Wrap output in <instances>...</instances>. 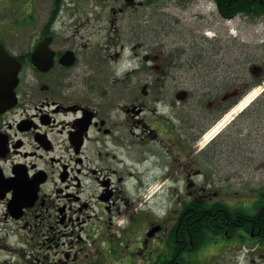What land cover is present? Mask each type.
Wrapping results in <instances>:
<instances>
[{
    "label": "flooded vegetation",
    "instance_id": "obj_1",
    "mask_svg": "<svg viewBox=\"0 0 264 264\" xmlns=\"http://www.w3.org/2000/svg\"><path fill=\"white\" fill-rule=\"evenodd\" d=\"M111 3L107 21L50 15L24 37L0 28V229L51 243L39 264H264L263 205L189 206L214 202L200 142L227 98L210 92L203 110L176 74L193 61L178 48L142 52L134 21L117 25L134 0ZM204 214L198 233L188 221Z\"/></svg>",
    "mask_w": 264,
    "mask_h": 264
},
{
    "label": "rangeland",
    "instance_id": "obj_2",
    "mask_svg": "<svg viewBox=\"0 0 264 264\" xmlns=\"http://www.w3.org/2000/svg\"><path fill=\"white\" fill-rule=\"evenodd\" d=\"M52 1L0 0V28L21 33L24 37L45 23L52 10ZM76 1L77 7L66 4L61 7L59 20L67 21L70 15L75 14L97 15L107 21L111 15L109 7L112 0H106L102 8L85 0ZM208 5L203 0H134V9H128L117 21L123 32L128 18L134 21V45L141 43L144 47L142 52L159 46L164 50L178 48L184 52L182 61H193V67L185 66L176 74L185 80L183 83L186 85L181 89L206 100L202 104L203 110H207V102L211 100L206 98L210 92L219 102L227 96L226 101L218 103V106H226L238 97L252 76H260L264 63V18L252 20L238 15L231 20H223L215 11L211 13ZM254 67L256 70L252 73ZM135 85L134 98L141 95L140 83L138 87ZM261 87L254 90L257 92ZM252 107H249L250 111L254 110ZM249 110L234 115L212 142L205 144V140H201L200 143L209 153V156L201 157L205 163L202 169L214 170L218 176L217 182L204 186L208 187L212 201H222L230 208L254 209L258 190L264 187V115ZM229 111L213 122L204 135ZM155 185L148 186L146 195L156 189ZM170 201L173 206L176 199L172 197ZM258 206L260 203L255 208ZM141 216H144L143 212ZM139 232L142 234L144 231L140 229ZM32 236L33 232L28 230L0 229V264H39L37 260L42 256H51L55 250L49 248L51 243L41 246L42 239L35 237L32 240Z\"/></svg>",
    "mask_w": 264,
    "mask_h": 264
},
{
    "label": "trees",
    "instance_id": "obj_3",
    "mask_svg": "<svg viewBox=\"0 0 264 264\" xmlns=\"http://www.w3.org/2000/svg\"><path fill=\"white\" fill-rule=\"evenodd\" d=\"M58 5L56 6L57 8L53 12V16L58 14V11L60 9L59 5L62 0H57ZM217 4L219 14L223 18H232L236 14H242L245 16H248L249 19H256L258 17H263L264 18V0H214ZM262 73L260 77L255 78L252 77L251 81L247 84V86L244 87L241 95L245 94L247 91H249L251 88L260 85L264 81V63L262 65ZM240 95V96H241ZM235 103H232L230 106L234 105ZM229 106V107H230ZM252 108L254 110H249L250 112H255V114L258 115H264V90L263 92L259 95V97L253 102ZM228 107V108H229ZM247 112V111H246ZM244 112V113H246ZM261 119V118H260ZM257 198L256 201L253 202V204L259 202L261 206H264V187L258 190L257 193ZM190 207L193 208H204V207H212L215 209L218 208H229L226 204L223 202H208L206 203H200V204H191L189 205ZM253 207V206H252ZM208 217V214H204L203 218L201 216H193V218L189 219L188 222H191L192 225H194V228L198 230V233H203V230L201 231L200 226L209 223V221L206 219ZM202 238H205L202 236Z\"/></svg>",
    "mask_w": 264,
    "mask_h": 264
},
{
    "label": "bare ground",
    "instance_id": "obj_4",
    "mask_svg": "<svg viewBox=\"0 0 264 264\" xmlns=\"http://www.w3.org/2000/svg\"><path fill=\"white\" fill-rule=\"evenodd\" d=\"M258 92V91H257ZM256 91H253L252 93H250L248 96H246L245 98H243L240 103L232 109V111H230L205 137V144L206 142L210 141L211 139L214 138V136L219 133V131L229 122V120L236 115L237 113H239L242 109H244L247 105H249V103L251 102V100L256 96L257 94Z\"/></svg>",
    "mask_w": 264,
    "mask_h": 264
},
{
    "label": "water",
    "instance_id": "obj_5",
    "mask_svg": "<svg viewBox=\"0 0 264 264\" xmlns=\"http://www.w3.org/2000/svg\"><path fill=\"white\" fill-rule=\"evenodd\" d=\"M47 51H48L47 50V40H44L41 43H39V45L37 46V48L34 51V55L37 56L36 57V59H37L39 55L45 54V53H47ZM36 59H35V63H37ZM42 63L45 64V62H40L38 64H42ZM49 64H50V62L48 63V66H49Z\"/></svg>",
    "mask_w": 264,
    "mask_h": 264
}]
</instances>
